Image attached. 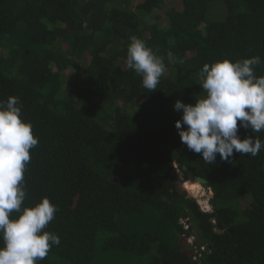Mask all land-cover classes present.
<instances>
[{"label":"trees","instance_id":"16d2710c","mask_svg":"<svg viewBox=\"0 0 264 264\" xmlns=\"http://www.w3.org/2000/svg\"><path fill=\"white\" fill-rule=\"evenodd\" d=\"M168 1L182 8L150 23ZM133 35L170 71L154 92L127 67ZM253 56L264 61V0H0V101L19 97L39 138L24 206L58 208L45 230L61 243L38 264H170L165 247L173 264H264V150L206 163L174 111L206 96L205 64ZM184 166L208 181L209 211L183 188Z\"/></svg>","mask_w":264,"mask_h":264},{"label":"clouds","instance_id":"9594fccd","mask_svg":"<svg viewBox=\"0 0 264 264\" xmlns=\"http://www.w3.org/2000/svg\"><path fill=\"white\" fill-rule=\"evenodd\" d=\"M168 59L172 60L171 52ZM262 62L253 56L205 64L200 75L206 96L190 104L175 102L174 111L182 113L175 123L181 142L202 154L206 163L213 164L217 155L227 162L234 152L255 157L264 150L261 139L249 136L242 140L238 135L240 127L254 133L264 131V76L255 74ZM126 63L152 92L167 70L164 58L135 35L130 37ZM22 111L19 97L0 101V264H38L61 243L58 234L45 230L57 206L48 197L34 207L24 206V174L30 150L39 138L33 125L22 118Z\"/></svg>","mask_w":264,"mask_h":264},{"label":"rangeland","instance_id":"374dc122","mask_svg":"<svg viewBox=\"0 0 264 264\" xmlns=\"http://www.w3.org/2000/svg\"><path fill=\"white\" fill-rule=\"evenodd\" d=\"M140 1L143 0H132V2L135 5H138V3ZM252 4L258 2V1H262V0H250ZM174 8H182V2L181 1H168L166 3V6L164 9L162 10H158L157 12H155L149 19L150 23L153 22H158V23H162L163 25H168V20H167V13L169 10L174 9ZM75 60H78V58H74ZM89 61V59H87V62ZM84 63V61L82 62ZM170 75V71H167L165 73V75L162 78H165L166 76ZM77 78H78V73L76 71H72V73L70 75H66V80L67 82H77ZM178 177L179 180L182 182V186L184 187V189L191 194L193 197L197 198L199 200V202L201 203L202 207L204 210L209 211L210 206H209V200L212 198L213 193L207 189L204 186H201L199 183H196L194 181L191 180H186L183 173L181 171H178ZM187 184V185H186ZM191 185V188H190ZM71 198L70 196L67 197V199ZM193 245L195 244V239L191 238V239H183V241H181V243H179V250L182 252L187 250L188 245ZM189 248V247H188ZM189 250V249H188ZM163 253L165 254L166 258L168 260H171L170 264L174 263V257L177 255V249L173 250L170 247H165L162 249ZM190 251V250H189Z\"/></svg>","mask_w":264,"mask_h":264},{"label":"water","instance_id":"95a60500","mask_svg":"<svg viewBox=\"0 0 264 264\" xmlns=\"http://www.w3.org/2000/svg\"><path fill=\"white\" fill-rule=\"evenodd\" d=\"M180 167V164L177 163V168ZM182 173L185 177L186 180H191L194 182L199 183L201 186H206L208 185V181L202 177H199L195 174V172H193L191 169H189L188 167L184 166ZM184 188V187H183ZM192 196V195H191Z\"/></svg>","mask_w":264,"mask_h":264}]
</instances>
